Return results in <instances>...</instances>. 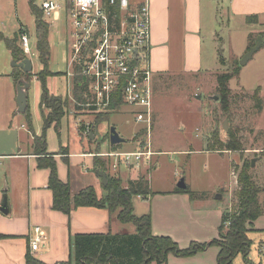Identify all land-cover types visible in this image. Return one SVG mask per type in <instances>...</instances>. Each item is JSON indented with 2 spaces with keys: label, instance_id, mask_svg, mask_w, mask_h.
Wrapping results in <instances>:
<instances>
[{
  "label": "rangeland",
  "instance_id": "1",
  "mask_svg": "<svg viewBox=\"0 0 264 264\" xmlns=\"http://www.w3.org/2000/svg\"><path fill=\"white\" fill-rule=\"evenodd\" d=\"M35 3L39 4V0ZM60 13L57 22L51 23L44 19L49 25V76L46 79V87L56 99L53 103H62L59 129L51 125L45 131L48 150L60 151L61 145L64 147L69 145L73 148L83 146L93 153L97 150L106 152L109 149L108 136L112 126L126 139L125 142L116 145L120 150L141 149L142 143L149 140L153 151L150 160H142L134 166L128 171V177L142 175L145 180L144 189L150 191L148 197L158 191L176 187L177 182L183 178L192 193L190 200L200 206L198 212L194 211V215L197 214V218H200L197 222L199 225H205V229L202 228L200 231V227L196 229L197 224H191V233H187L190 236L194 234L201 240L180 234L172 225L163 227L161 234L173 237L180 248L188 246L191 240L199 242L210 240L209 237L212 235L210 231L215 227L216 232L219 225L216 211L225 208L223 211L230 213L237 205L235 194L238 189V170L244 162L249 165L248 174L251 180L259 191L264 190V35L258 33L264 32V19H259L254 25L235 18L229 21L226 15H221L213 28L220 38L217 43L222 48V55L217 62L218 68L214 72L203 71L197 75L167 73L160 77H151V123L148 136L144 124L134 119L135 111L140 108L124 103L110 112L107 119L97 124L98 133L95 138L90 139L88 135L93 132L95 116L105 115L106 110L90 111L84 106L83 104L91 99L89 93L85 95V102L82 103H78L74 97L73 78L66 73L69 30L63 11ZM21 31L28 37L30 53L25 56L32 65L26 110L30 114L31 130L26 113L17 110L15 101L18 79L15 81L13 74L21 76L23 71L12 65L13 59L4 41V38H17L16 44L20 46ZM251 33L255 42L257 37L261 36V45L241 65L240 60L247 50ZM35 44L34 17L29 9L28 0H0V144H6L7 149L12 147L11 142L16 137L29 139L28 130L39 135L42 132V113L50 112L47 107L39 105L41 82L36 74L42 69V65ZM207 45L203 58L209 60L211 53ZM235 66L239 67L238 72L227 83L232 98L228 111L223 112L216 90V74H229ZM256 90L261 99L260 110H256L257 102L252 98ZM214 96H217V99H214ZM224 120H227V130L223 128ZM74 125L78 130L80 128L82 136L80 141L74 133L76 131ZM89 125L92 131L86 134L85 129ZM232 132L239 139V149H228L226 146ZM214 138L223 145H215L216 148H222L220 151L209 149L215 148L212 144ZM22 147L26 149L25 145ZM93 156L96 161L102 159L101 156ZM42 157L52 158L46 154ZM252 160L255 161L254 167L250 165ZM95 167L98 168L96 165ZM124 168L126 167L121 165L117 171H113L108 164L105 165L106 172L118 178L121 186L126 184L124 180L127 177L124 176L123 179L118 173L126 174ZM93 171V166H90L88 173L94 174ZM1 173L0 165V193L3 182ZM99 194L97 195L104 194L102 187ZM218 194H221L222 198L215 199ZM261 195L260 192L258 196ZM138 202L142 201L139 199ZM151 205L154 210L160 208L155 200ZM123 224L126 227L122 232L131 233L128 228L129 226L132 228V223ZM194 230H197V233ZM214 239L220 240L221 237L217 233ZM215 248L214 245L209 246L204 253L206 260L213 261V264H217ZM247 258L250 261L248 264L258 262H255L253 250L248 253ZM151 264L156 263L153 261ZM231 264L247 263L238 254Z\"/></svg>",
  "mask_w": 264,
  "mask_h": 264
},
{
  "label": "crops",
  "instance_id": "2",
  "mask_svg": "<svg viewBox=\"0 0 264 264\" xmlns=\"http://www.w3.org/2000/svg\"><path fill=\"white\" fill-rule=\"evenodd\" d=\"M149 9L148 62L152 78L167 73L197 75L203 71L214 72L218 68L217 62L222 55V48L217 43L220 38L213 28L222 14L226 15L229 21L235 18L241 21L246 20V23L247 16H256L255 20L248 22L254 25L259 19H264V0H149ZM206 45L211 53L209 60L203 58ZM74 128L76 138L78 141L82 140L81 132L76 125ZM97 133L98 126L93 138ZM33 134L35 133H30L28 130L29 139L23 140L21 136L16 137L11 142L10 149L6 148V144H0V165L3 176L0 204L6 198L8 208L7 213L0 211V264H25V254L29 251L28 240L33 235L35 225L41 227L45 239L35 253H29L46 264H54L68 259L70 239L74 234L108 231L123 233L126 227L123 223H129L118 219L115 214L118 210L109 212L106 208L79 206L73 208L69 214H65L52 209V194L47 187L49 170L38 165L37 155L33 150ZM24 145L26 149L21 148ZM61 146L60 151H50L46 146L47 155L55 161L59 179L69 183L72 193L90 185L100 195L101 179L95 174L94 167V174H89L88 170L90 166H94L93 155L96 156L102 152L93 153L92 150L83 146L74 148L69 145ZM132 168H124L126 174L118 173L123 179L124 176L127 177L124 180L126 183L124 186L127 185L128 180L139 177L137 174L136 177H128V171ZM234 183H236V177ZM174 188L158 191L150 197L146 195L145 198L140 195L133 196V213L135 215L150 214L153 235H163L162 228L172 225L180 234L201 240L194 234L193 236L187 234L191 233V224H197L196 229L200 227V231L202 228L205 229V225L198 224L197 219L200 218H197V214L194 215V211L198 212L200 206L193 204L187 192H174ZM260 192L262 195L258 196V200L262 212L249 225L248 237L251 240L249 253L253 250L255 262L264 264V190L259 191L258 194ZM220 198L215 197V199ZM139 199L142 202L139 203ZM154 200L157 205H160V208L155 210L151 205ZM224 209L216 211L218 223ZM160 224L163 225L160 226ZM212 229L209 230L212 233L209 237L211 239L218 233L215 232V227ZM128 230L131 233L135 231L133 224ZM194 231L197 233V230ZM206 249L187 257H177L169 253L166 264H213V261L206 260L204 256ZM215 249L217 254V246Z\"/></svg>",
  "mask_w": 264,
  "mask_h": 264
},
{
  "label": "trees",
  "instance_id": "3",
  "mask_svg": "<svg viewBox=\"0 0 264 264\" xmlns=\"http://www.w3.org/2000/svg\"><path fill=\"white\" fill-rule=\"evenodd\" d=\"M36 0H28L29 9L34 17L36 51L42 69L36 74L41 82V93L39 105L50 109L47 114L42 113V132L39 135L33 134V150L37 155L39 167L48 168L47 187L51 190L52 203L51 207L54 210L61 211L65 214L79 206H94L106 208L109 212L118 210L117 217L121 222L132 223L135 231L133 233H77L70 239V254L67 260L59 261L54 264H151L153 261L156 264H166L167 255L174 254L177 257L192 256L198 252L204 251L209 246H217L216 254L217 264H231L232 260L240 254L245 263H250L247 255L250 250L251 240L248 237V225L261 214V206L258 200L259 189L251 180L248 174L249 165L244 162L238 170V189L236 190V207L233 212L223 211L217 231L220 240L212 238L209 241L199 242L191 241L188 246L180 248L168 235H153L151 232V217L149 213L135 215L133 213L132 198L135 195H140L145 198L150 193L148 189H144L145 180L143 176L136 179L128 180L126 186L120 185V180L113 175H110L105 170L107 161L101 159L96 161L94 157L93 165L100 170L106 172L107 182L101 184L104 190L102 196H98L93 186H86L79 191L72 193L68 182H63L57 175L56 164L53 158L44 159L42 157L46 152V135L45 131L51 125L57 129L62 117V103L55 104L54 97L46 87V79L49 76L48 60H49V44L48 33L49 25L44 20L42 11L36 5ZM247 22L256 19V16H247ZM261 36L264 32H258ZM17 38H4L5 45L9 50L12 59L19 61L26 57L22 48L16 44ZM255 44L252 34L249 35V44L247 49ZM239 67L235 66L228 74H216V90L223 112L229 109L232 98L231 90L227 86L231 77L237 74ZM31 72L22 73L21 76L13 74L15 81L24 77L26 81H30ZM88 90V82L80 77H73V94L78 103L85 102V95ZM256 100V110L261 109V99L258 96L257 90L252 96ZM123 104L120 95H116L111 103L104 111L105 115L95 116L93 122L97 125L100 121L107 119L108 114L117 109ZM25 109L26 119L31 130L30 114ZM80 131V128H79ZM213 146L209 148L221 150L215 145L222 143L214 138ZM239 139L235 134L231 133V138L227 141L228 149H239ZM115 146H110L109 149H115ZM208 149V150H209ZM99 152L98 150L94 153ZM66 153V152H64ZM51 157V156H50ZM93 166V167H94ZM96 169V167L94 168ZM174 192H187L192 198V193L188 186L186 188L173 189ZM225 229V231H224ZM224 231V232H223ZM25 264H46L37 257L31 255L29 251L25 254ZM260 264V263H256Z\"/></svg>",
  "mask_w": 264,
  "mask_h": 264
},
{
  "label": "built area",
  "instance_id": "4",
  "mask_svg": "<svg viewBox=\"0 0 264 264\" xmlns=\"http://www.w3.org/2000/svg\"><path fill=\"white\" fill-rule=\"evenodd\" d=\"M37 5L51 23L59 20L60 11L64 13L69 30L66 73L88 82L91 99L83 105L90 111L106 110L118 94L123 104L140 108L134 119L144 124L148 136L152 98L149 0H39ZM19 40L24 54L30 53L23 31ZM91 131L90 125L86 126L85 133ZM152 154L148 140L138 150L115 148L97 155L116 171L121 165L134 167L142 160L149 161ZM44 239L41 227L33 226L29 252L35 253Z\"/></svg>",
  "mask_w": 264,
  "mask_h": 264
},
{
  "label": "water",
  "instance_id": "5",
  "mask_svg": "<svg viewBox=\"0 0 264 264\" xmlns=\"http://www.w3.org/2000/svg\"><path fill=\"white\" fill-rule=\"evenodd\" d=\"M261 41H262V38L259 35L257 37L255 44L253 46H251L249 49H247L246 52L244 53V55L242 56V58L240 60L241 65H243L252 56V54L259 48V46L261 45ZM12 65L17 66L24 73L31 72V69H32L31 62L27 57H23L19 61H16L13 59ZM28 87H29V82L26 81L24 79V77L18 78L17 83H16L15 101L17 104V110L19 112H24L26 107H27V89H28ZM213 98L217 99V96H214ZM223 128H224V130H227V120H224ZM96 132H97V125H94L93 126V132H92V134L88 135V138L92 139L94 137V133H96ZM125 141H126V139L118 134L115 127H113V126L110 127L109 136H108V142H109L110 146H115V145L122 143V142H125ZM254 163H255V161L252 160L250 165L253 167ZM95 174H97V176H99V178L101 179V184L105 185L107 182L106 173L103 172L102 170L96 168ZM176 186L178 188H182V189L186 188V184L184 182V179L181 178L177 182ZM220 197L221 196L219 194L216 195V198H220ZM0 211H2L3 213H7V211H8L6 198H4L0 204Z\"/></svg>",
  "mask_w": 264,
  "mask_h": 264
}]
</instances>
